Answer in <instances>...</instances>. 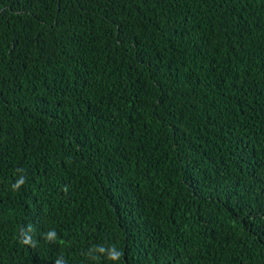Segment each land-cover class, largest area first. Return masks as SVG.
I'll return each instance as SVG.
<instances>
[{"label":"trees","instance_id":"obj_1","mask_svg":"<svg viewBox=\"0 0 264 264\" xmlns=\"http://www.w3.org/2000/svg\"><path fill=\"white\" fill-rule=\"evenodd\" d=\"M58 258L264 264V0H0V264Z\"/></svg>","mask_w":264,"mask_h":264},{"label":"clouds","instance_id":"obj_2","mask_svg":"<svg viewBox=\"0 0 264 264\" xmlns=\"http://www.w3.org/2000/svg\"><path fill=\"white\" fill-rule=\"evenodd\" d=\"M20 171H23L22 169ZM25 183V177L24 176H21L20 178L17 179V181L12 185V188L14 190H18L23 184ZM65 191H67V186H65ZM28 231L30 232L31 231V226H29V229ZM55 236H56V233L55 231H50L46 234V238L48 240H54L55 239ZM24 243H29V244H32V246H35L34 243L31 241V238L28 237L26 238L24 241ZM99 251L101 252H106L107 255H108V258L109 259H112V260H118L122 253L117 251L115 249V245H113L110 249H105L103 247H101L99 249ZM55 264H66V262L62 259V258H58L56 261H55Z\"/></svg>","mask_w":264,"mask_h":264}]
</instances>
